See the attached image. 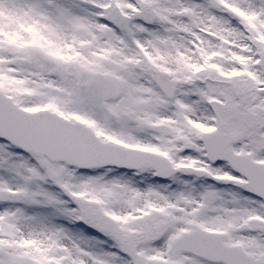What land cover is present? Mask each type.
Wrapping results in <instances>:
<instances>
[{
    "label": "snow or ice",
    "instance_id": "6c2138e0",
    "mask_svg": "<svg viewBox=\"0 0 264 264\" xmlns=\"http://www.w3.org/2000/svg\"><path fill=\"white\" fill-rule=\"evenodd\" d=\"M0 264H264V0H0Z\"/></svg>",
    "mask_w": 264,
    "mask_h": 264
}]
</instances>
